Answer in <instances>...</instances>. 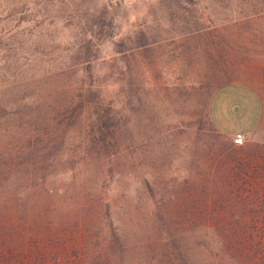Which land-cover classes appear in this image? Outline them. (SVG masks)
<instances>
[{
    "label": "rangeland",
    "instance_id": "obj_1",
    "mask_svg": "<svg viewBox=\"0 0 264 264\" xmlns=\"http://www.w3.org/2000/svg\"><path fill=\"white\" fill-rule=\"evenodd\" d=\"M182 212L190 264H264V0H0V264H154Z\"/></svg>",
    "mask_w": 264,
    "mask_h": 264
},
{
    "label": "crops",
    "instance_id": "obj_2",
    "mask_svg": "<svg viewBox=\"0 0 264 264\" xmlns=\"http://www.w3.org/2000/svg\"><path fill=\"white\" fill-rule=\"evenodd\" d=\"M261 112L260 95L244 81L221 83L209 96V117L219 131L228 135L253 130L261 118Z\"/></svg>",
    "mask_w": 264,
    "mask_h": 264
},
{
    "label": "trees",
    "instance_id": "obj_3",
    "mask_svg": "<svg viewBox=\"0 0 264 264\" xmlns=\"http://www.w3.org/2000/svg\"><path fill=\"white\" fill-rule=\"evenodd\" d=\"M105 133V132H104ZM104 135V134H103ZM107 135H104L103 140H105ZM166 210V209H164ZM187 214L181 213L179 217L180 220H176L174 224L166 223V226H161L157 222H152L151 228L153 227L157 231V245L155 248L154 264H190L191 254L186 251V243L191 241V224L183 223L184 218ZM183 219V220H181ZM162 231L168 235V239L162 237ZM111 243L116 246L120 245L122 238H120V233L115 231L111 232ZM121 246V245H120ZM114 256V255H113Z\"/></svg>",
    "mask_w": 264,
    "mask_h": 264
},
{
    "label": "built area",
    "instance_id": "obj_4",
    "mask_svg": "<svg viewBox=\"0 0 264 264\" xmlns=\"http://www.w3.org/2000/svg\"><path fill=\"white\" fill-rule=\"evenodd\" d=\"M243 139H244V134L242 132H235L231 135V140L235 144L242 143Z\"/></svg>",
    "mask_w": 264,
    "mask_h": 264
}]
</instances>
